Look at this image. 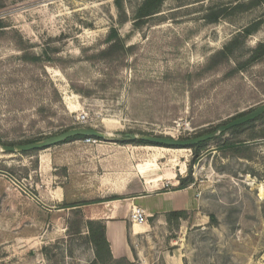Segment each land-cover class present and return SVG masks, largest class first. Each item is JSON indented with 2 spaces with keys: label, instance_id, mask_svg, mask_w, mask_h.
Here are the masks:
<instances>
[{
  "label": "rangeland",
  "instance_id": "rangeland-1",
  "mask_svg": "<svg viewBox=\"0 0 264 264\" xmlns=\"http://www.w3.org/2000/svg\"><path fill=\"white\" fill-rule=\"evenodd\" d=\"M116 1L0 0V145L81 128L85 112L84 127L114 140L92 144L97 159L123 162L96 167L97 191L115 174L141 185L162 179L150 189L178 188L190 171L195 180L196 210L178 223L149 220L152 230L133 242L134 264H264V138L220 134L195 164L191 149L122 142L126 134L189 140L263 105L264 62L247 61L264 43V0H167L139 27L144 0H124L125 15ZM251 28L232 55L220 54ZM112 31L127 53L105 59ZM228 141L246 142L243 156ZM37 153L0 152V173L17 191L28 193L25 170ZM80 244L87 251L90 241ZM8 248L0 264H18L23 250ZM57 248H47L52 264L61 262Z\"/></svg>",
  "mask_w": 264,
  "mask_h": 264
},
{
  "label": "crops",
  "instance_id": "crops-1",
  "mask_svg": "<svg viewBox=\"0 0 264 264\" xmlns=\"http://www.w3.org/2000/svg\"><path fill=\"white\" fill-rule=\"evenodd\" d=\"M97 148L99 153L104 149L102 145ZM29 160H35V168L25 170L28 193L14 189L0 173V249L15 250L13 247L17 246L23 250L18 264H52L44 249L55 245L60 264L93 263L94 246L90 243L86 251L80 244L88 238L89 221L105 225L116 262L134 264L133 242L152 230L149 220L161 223L172 211L188 213L197 208L194 185L185 189H178L175 184L170 189L157 185L150 189V184L162 179L141 185L134 174L127 179L115 174L108 185L99 180L102 186L97 191L96 167L100 170L114 163L119 170L123 162L115 156L97 159L96 149L83 140L38 151ZM138 174L143 177L139 171ZM134 207L145 211L144 223L130 220Z\"/></svg>",
  "mask_w": 264,
  "mask_h": 264
},
{
  "label": "trees",
  "instance_id": "trees-1",
  "mask_svg": "<svg viewBox=\"0 0 264 264\" xmlns=\"http://www.w3.org/2000/svg\"><path fill=\"white\" fill-rule=\"evenodd\" d=\"M166 1L167 0H144L142 5L139 7L136 13V18H135L136 26L137 27L142 26L146 20L158 14ZM123 3H124V0L116 1L117 8L120 11H122L123 15H125ZM235 10L241 12L243 9H242V6H237ZM251 32H253V28L247 29L243 37L236 39L226 49L225 53L221 52L220 54H226L228 56L232 55L234 51L239 47L240 42L244 43L246 37L250 35ZM240 39L242 40L239 42ZM108 45L109 46L103 53L105 55L104 56L105 59L112 58V57L118 58L120 56H123V54L126 55L127 53L125 49L126 48L125 42L123 41V39H121L120 35L116 31H112L108 39ZM23 59L27 62L29 60L32 63L40 62V58L35 55H33V57H27L25 55ZM260 62L261 63L264 62V43H259L256 46V48L252 51L251 57L247 61L249 65L258 64ZM211 66H212V63L209 65L210 70H212ZM241 116H243V114L239 115L236 118H239ZM258 123H262L264 125V115L253 122L247 123L240 127H236L230 130V132L234 134L237 140L241 135L248 133L250 140L255 141L257 139L264 138V129L263 128L258 129L257 127ZM85 139L87 138L77 137L71 140H85ZM71 140H68V141H71ZM36 141L37 140H26V141H20L17 143H8V144H3V145H7V146L27 145V144L34 143ZM133 143H136L138 145H145V146H157V145L146 144L143 142H133ZM133 143H130V144H133ZM206 144L207 142L200 143L194 147L189 148L193 150L194 152L195 158L193 160V164L197 162V160L201 156V153L205 150ZM245 145H246V142L244 141H232V142L228 141L226 143V146H228L229 150H231L233 154L238 155V156H243V152L246 148ZM23 154H28V153H23ZM191 173L192 171H190V174L187 178L180 180V185L178 189L188 188L195 183V180ZM186 214H187L186 212H173L168 215L167 220L169 223H172V222L178 223L181 219H183L186 216ZM77 216L80 217L79 223L83 222L80 212ZM87 228H88V239L90 243L94 246L95 255H96V260L92 264H131V263H125V261L116 262L113 259L111 249H110V244L106 238V227L103 223L89 221L87 223ZM44 252L45 253L48 252L47 249H44Z\"/></svg>",
  "mask_w": 264,
  "mask_h": 264
},
{
  "label": "water",
  "instance_id": "water-1",
  "mask_svg": "<svg viewBox=\"0 0 264 264\" xmlns=\"http://www.w3.org/2000/svg\"><path fill=\"white\" fill-rule=\"evenodd\" d=\"M264 115V104L253 109L252 111L244 114L243 116L234 119L230 123L218 127L214 132L203 135L200 137L192 138L189 140H178L174 138L168 137H157L151 135H136V134H126L122 142L123 143H133V142H143L146 144L157 145L161 147L167 148H177V149H189L194 147L200 143H205L213 140L218 135L226 133L236 127L243 126L247 123L253 122ZM84 137V138H94L101 141L113 142L114 140L111 138V134L102 133L93 128L81 127L68 130L60 135L51 136L49 138H45L41 141H37L27 145H18V146H7L0 145V152L15 154V153H30L35 151L46 150L63 143H66L68 140Z\"/></svg>",
  "mask_w": 264,
  "mask_h": 264
},
{
  "label": "built area",
  "instance_id": "built-area-1",
  "mask_svg": "<svg viewBox=\"0 0 264 264\" xmlns=\"http://www.w3.org/2000/svg\"><path fill=\"white\" fill-rule=\"evenodd\" d=\"M75 122H77L79 126H82V127L86 126L89 123L88 114L85 112H82L80 115L76 117ZM96 140L97 139H94V138H88L85 140V143L89 145L96 144L97 143ZM12 184L15 185L14 182H12ZM164 188L169 189L170 188L169 183H166V185H164ZM130 220L133 223L141 224L147 220V215L143 209L139 207H134L130 215Z\"/></svg>",
  "mask_w": 264,
  "mask_h": 264
}]
</instances>
